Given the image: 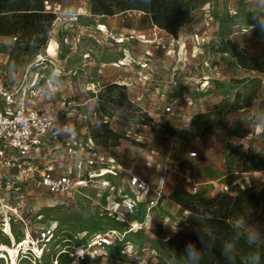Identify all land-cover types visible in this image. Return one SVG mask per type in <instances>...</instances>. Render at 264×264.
I'll return each instance as SVG.
<instances>
[{
    "label": "rangeland",
    "instance_id": "374dc122",
    "mask_svg": "<svg viewBox=\"0 0 264 264\" xmlns=\"http://www.w3.org/2000/svg\"><path fill=\"white\" fill-rule=\"evenodd\" d=\"M91 2H56L62 16L45 41L0 36L6 61L0 78L18 88L38 77L43 88L60 70L59 89L31 102L57 112L51 143L35 154L41 167L78 134L83 141L93 136L98 153L151 184L166 180L164 204L148 222L141 214L142 228L95 264H171L168 239L183 228H204L216 210L207 201L215 198L230 203V222L243 216L264 233V213L251 196H242L246 189H264V129L255 128L253 119L264 100V74L241 67L231 53L236 49L264 67V34L258 28L245 34L256 24L254 15L264 11V0H183L182 15L167 30L141 11L90 14ZM77 14L79 20L71 21ZM51 44L55 51L49 54ZM171 105L173 113L165 114ZM6 176L15 180L19 174L13 169ZM28 190V205L40 211L45 225L58 223L62 231L42 264L94 235L127 231L103 217L104 200L88 193L71 200L34 191L31 183ZM127 243L131 256L121 253ZM3 245L10 247L0 235ZM69 257L60 264H70Z\"/></svg>",
    "mask_w": 264,
    "mask_h": 264
},
{
    "label": "built area",
    "instance_id": "2783aa9c",
    "mask_svg": "<svg viewBox=\"0 0 264 264\" xmlns=\"http://www.w3.org/2000/svg\"><path fill=\"white\" fill-rule=\"evenodd\" d=\"M47 9L56 15V20L61 19V7L50 3ZM79 17L77 14L71 21H78ZM99 31L104 32L102 28ZM5 64L0 47V67ZM3 73L7 75L6 71ZM37 85L38 77L18 88L0 78V235L8 239L14 252H0V264H42L62 233L58 223L45 225L40 211L28 205L29 183L34 191L68 196L71 200L87 193L90 199L104 200L103 217L127 231L94 235L70 250L60 249L51 261L60 264V258L67 254L70 264H95L116 242L123 245L126 235L142 228L141 214L146 221L151 219L166 197V180L162 178L151 184L132 171L126 172L114 158L96 151L92 136L83 141L78 134L58 146L49 163L41 167L35 161V154L51 143L49 135L56 125L57 112L31 105L44 96ZM171 113L172 105L165 110V114ZM13 169L19 174L15 180L6 176ZM123 172L127 179L123 178ZM193 192H198V186H193ZM132 251L133 245L127 243L121 253L131 256Z\"/></svg>",
    "mask_w": 264,
    "mask_h": 264
},
{
    "label": "trees",
    "instance_id": "16d2710c",
    "mask_svg": "<svg viewBox=\"0 0 264 264\" xmlns=\"http://www.w3.org/2000/svg\"><path fill=\"white\" fill-rule=\"evenodd\" d=\"M58 1L0 0V36L16 38L15 42L22 41L23 43L45 41L52 32L53 23L56 20V15L48 11L47 5ZM183 3V0H92L91 12L96 15L115 16L130 11H141L149 15L158 27L167 30L172 28L182 15ZM231 53L241 67L257 70L264 74V67L259 64L257 58L249 60L245 53L238 52L236 49L231 50ZM260 110H264V100ZM92 138L94 140L93 136ZM248 195L254 200L255 206L264 213V189L259 194L253 189L244 190L242 196ZM185 196L189 201L194 198L187 194ZM176 197L180 204L186 203L179 199L182 198L181 194H177ZM217 200L215 198L207 201L209 204H213L216 210L205 221L204 227L211 229L216 243L210 252L205 253L202 264H225L220 247L224 240L231 239L234 235L229 215L225 212L230 203L225 205L216 202ZM230 200L232 202V198ZM197 230V228L188 227L180 229L172 235L169 245L177 255L183 253L184 247L189 241L195 243L197 248L203 247L197 238ZM253 252L261 256V264H264V247L252 246L250 248L242 237L234 254L235 264H248V257ZM210 256L215 259H210Z\"/></svg>",
    "mask_w": 264,
    "mask_h": 264
},
{
    "label": "clouds",
    "instance_id": "9594fccd",
    "mask_svg": "<svg viewBox=\"0 0 264 264\" xmlns=\"http://www.w3.org/2000/svg\"><path fill=\"white\" fill-rule=\"evenodd\" d=\"M254 19L256 20V24H248L250 31L245 34L250 33L254 28H258L261 34H264V11H260L254 15ZM60 75L59 69L53 70L47 78L44 87L41 89L42 93L45 95L54 94L55 91L59 89L58 84L60 83ZM253 119L255 121V128L264 129V110H260ZM231 226L234 233L233 237L224 240L220 247V252L224 258L225 264H235L234 254L237 251V246L242 237L250 248L252 246L259 247L264 245V233L261 232L257 225L248 223L245 217L237 216L231 221ZM197 238L203 247L197 248L195 243L189 241L185 245L182 254L177 255V253L173 252L170 255L171 264H202L205 253L210 252L215 246L216 240L211 229L207 227L197 230ZM209 258L215 259L211 256ZM248 264H261V256L253 252L248 257Z\"/></svg>",
    "mask_w": 264,
    "mask_h": 264
},
{
    "label": "crops",
    "instance_id": "0c3cea01",
    "mask_svg": "<svg viewBox=\"0 0 264 264\" xmlns=\"http://www.w3.org/2000/svg\"><path fill=\"white\" fill-rule=\"evenodd\" d=\"M53 6H59V7H61V4H58V3H53ZM89 10V13L91 14V9L90 8H88ZM85 11H87V9H85ZM82 15V14H81ZM57 25V24H56ZM103 26H105L106 27V29H108V27L106 26V25H103ZM101 27H102V25H101ZM102 33H104V32H102ZM39 109V108H38ZM43 110H45V109H43ZM165 113V112H164ZM79 136V135H78ZM80 137V136H79ZM90 137V136H89ZM88 137V138H89ZM81 138V137H80ZM82 139V138H81ZM119 164V163H118ZM121 165V164H120ZM122 166V165H121ZM124 169H125V167L124 166H122ZM126 170V172L128 171H131V170H127V169H125ZM133 172V171H132ZM133 174H135L134 172H133ZM135 175H137V174H135ZM122 176H123V178H125V179H127V177H128V175L125 173V172H123V174H122ZM138 176V175H137ZM140 177V176H139ZM141 178H143V177H141ZM120 181V180H119ZM166 192H167V186H166ZM164 201H165V199L161 202V204L159 205V207H157L156 209H155V211L154 212H156L163 204H164Z\"/></svg>",
    "mask_w": 264,
    "mask_h": 264
},
{
    "label": "bare ground",
    "instance_id": "6f19581e",
    "mask_svg": "<svg viewBox=\"0 0 264 264\" xmlns=\"http://www.w3.org/2000/svg\"><path fill=\"white\" fill-rule=\"evenodd\" d=\"M54 51H55V46H54V44H51L49 47L48 53L51 54ZM12 251L13 250L11 247H9V249L4 245L2 247H0V252H4V253L10 252L11 254H13Z\"/></svg>",
    "mask_w": 264,
    "mask_h": 264
},
{
    "label": "water",
    "instance_id": "95a60500",
    "mask_svg": "<svg viewBox=\"0 0 264 264\" xmlns=\"http://www.w3.org/2000/svg\"><path fill=\"white\" fill-rule=\"evenodd\" d=\"M122 14H124V13H122Z\"/></svg>",
    "mask_w": 264,
    "mask_h": 264
}]
</instances>
